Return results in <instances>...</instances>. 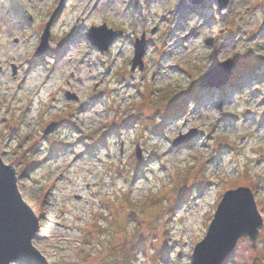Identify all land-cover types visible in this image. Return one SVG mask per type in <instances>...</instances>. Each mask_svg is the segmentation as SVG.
<instances>
[{
	"label": "rangeland",
	"instance_id": "rangeland-1",
	"mask_svg": "<svg viewBox=\"0 0 264 264\" xmlns=\"http://www.w3.org/2000/svg\"><path fill=\"white\" fill-rule=\"evenodd\" d=\"M179 2L0 0V156L50 264L133 247L132 264H192L223 194L240 186L264 220V0ZM104 24L121 37L101 51L86 36ZM228 61L227 86H200ZM252 263L264 264V226L226 264Z\"/></svg>",
	"mask_w": 264,
	"mask_h": 264
},
{
	"label": "water",
	"instance_id": "water-1",
	"mask_svg": "<svg viewBox=\"0 0 264 264\" xmlns=\"http://www.w3.org/2000/svg\"><path fill=\"white\" fill-rule=\"evenodd\" d=\"M202 1L210 0H191L192 3ZM216 1L219 8L224 9L230 0ZM50 26L51 23L43 32L37 56L48 48ZM86 37L93 47L104 51L120 39L121 35L115 34L104 24L99 28H92ZM99 38L108 39L106 45L101 46ZM139 46L140 43L136 46L134 67L141 64L140 59L144 55V49ZM232 67L231 61L217 64L200 81V86L219 89L228 82ZM52 128L53 125L45 134H49ZM263 226L264 220L249 188L240 187L227 191L218 205L206 236L194 248L192 264L226 263L241 238L249 237L255 246ZM39 229V217L23 200L18 189L14 166L5 164L0 156V264H50L33 245Z\"/></svg>",
	"mask_w": 264,
	"mask_h": 264
},
{
	"label": "trees",
	"instance_id": "trees-1",
	"mask_svg": "<svg viewBox=\"0 0 264 264\" xmlns=\"http://www.w3.org/2000/svg\"><path fill=\"white\" fill-rule=\"evenodd\" d=\"M244 65H247L248 67H245V69H244V66L242 67V70H247V69H249L250 68V66H251V64L248 62V60L247 61H245L244 60V63H243ZM241 69L239 70V69H237V71L236 72H238L236 75H240L243 71H242ZM235 75V76H236ZM234 78V77H233ZM236 78H234V80H235ZM175 105H176V107H178V105L175 103ZM182 105V104H181ZM181 105H179V106H181ZM160 131H161V129H160ZM104 138V137H103ZM102 140L103 139H101L100 141H99V143H102ZM242 183H244V185H246L245 184V182H246V178L245 177H242ZM135 248H137V247H133V249L129 252V256L127 257L126 255H123V254H120V253H118L117 251H114V250H111V251H109V252H106V253H104L103 255H104V258H103V260L101 261V262H99V263H97V264H132V258L135 256V254L134 253H136V252H134V251H138V249L137 250H135ZM165 253H166V246L165 247H163V248H161L159 251H158V254L160 255V256H165ZM88 256H87V258H84V259H87V261L85 262V263H87V262H90L91 261V259H94L93 258V256L91 255V254H87ZM84 264V263H83Z\"/></svg>",
	"mask_w": 264,
	"mask_h": 264
},
{
	"label": "bare ground",
	"instance_id": "bare-ground-1",
	"mask_svg": "<svg viewBox=\"0 0 264 264\" xmlns=\"http://www.w3.org/2000/svg\"><path fill=\"white\" fill-rule=\"evenodd\" d=\"M179 6H181V7H185L186 6V3H185V0H180V2H179ZM43 35V34H42ZM42 35H41V39H42ZM50 38V37H49ZM41 39H40V44H41ZM117 42V41H116ZM48 43H49V41H48ZM40 44H39V46H40ZM175 45H176V48H171L170 50H171V52L173 53V54H176V52L182 47V45H180L179 43H175ZM168 64V58H163V62H162V64H161V68L163 69V68H165L166 67V65ZM249 81V78L247 77V78H244V80L241 82V83H245L244 81ZM209 95V94H208ZM182 97H184V96H181V97H179V98H182ZM205 97V96H204ZM202 98V97H201ZM213 99H215V96H213ZM195 100V99H194ZM199 101H200V106H201V108L202 107H204L205 105H207L209 102H210V99H208V98H206L205 97V99L204 98H202L201 100L199 99ZM184 103H185V101H182L181 102V104H183V106H184ZM193 102L192 101H190V106H191V104H192ZM177 104V103H176ZM178 105V104H177ZM183 106H179L178 105V107L177 108H179L178 110H175V113H173L172 114V117L173 116H175V115H178L179 113H181L182 112V107ZM181 109V110H180ZM186 109H188L187 108V106H186ZM185 112V111H184ZM171 121H172V118H170V119H168V123L170 124L171 123Z\"/></svg>",
	"mask_w": 264,
	"mask_h": 264
}]
</instances>
